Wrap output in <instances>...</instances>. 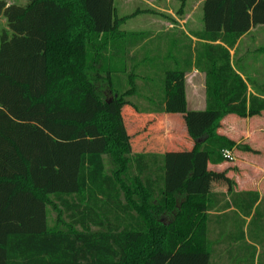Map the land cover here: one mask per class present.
I'll return each mask as SVG.
<instances>
[{
    "label": "trees",
    "instance_id": "1",
    "mask_svg": "<svg viewBox=\"0 0 264 264\" xmlns=\"http://www.w3.org/2000/svg\"><path fill=\"white\" fill-rule=\"evenodd\" d=\"M0 15V264L220 259L210 218L230 203L249 217L259 199L256 190H229V202L209 177L231 160L224 150L241 146L220 132L223 121L264 112V85L231 55L264 25V0H205V29L184 46L185 65L166 71L160 105L147 109L131 101L141 93L133 74L116 87L147 34L119 29L128 16L115 0H0ZM193 66L206 76L202 135L188 150L134 152L124 112L181 114L189 124Z\"/></svg>",
    "mask_w": 264,
    "mask_h": 264
},
{
    "label": "crops",
    "instance_id": "2",
    "mask_svg": "<svg viewBox=\"0 0 264 264\" xmlns=\"http://www.w3.org/2000/svg\"><path fill=\"white\" fill-rule=\"evenodd\" d=\"M28 0H18L15 2H9L8 4H20L24 5ZM163 1V0H162ZM157 2L154 4L150 1L145 0L144 4H147V8L142 10H147L148 12H142L139 15H147L142 18L140 24H131L127 28V23L133 20L135 17L126 19L119 27V29L125 33H141L147 34L146 39L143 41V49L147 46L148 51H143L142 58H157L159 62L158 66H148L142 72V81L148 78V82L153 81V77L165 75L166 71L169 69H176L177 67L185 65V58L188 56V51L184 46L191 42L193 46L197 42V38L194 33L202 32L205 29L203 22V6L205 0H176V4H179V9L176 13L168 8V2ZM198 2V3H197ZM197 4V5H196ZM146 5V6H147ZM116 6V5H115ZM145 6V5H144ZM197 8L199 17L197 22L192 21L191 11L192 8ZM117 8V7H116ZM201 9V10H200ZM150 11V12H149ZM167 11L166 15L163 12ZM172 12V13H171ZM4 17L0 15V17ZM120 16V15H119ZM157 16H163L166 18L156 19ZM193 16V15H192ZM123 17V16H120ZM5 19V17H4ZM147 19V20H146ZM6 21V19H5ZM146 22V23H144ZM262 26V25H258ZM257 27V26H256ZM7 28V23L6 27ZM254 28L251 29V31ZM251 31L244 35L238 42L237 47L246 39V37L251 33ZM156 38H158L156 40ZM175 38V39H173ZM150 41H154L153 44H148ZM166 41L165 49L162 50V46L156 44V42ZM239 48L236 52V48L231 50L232 57L239 61L247 71V74L254 79L255 74L250 72L252 65V59L247 55H240ZM135 50L132 51L133 54ZM189 57V56H188ZM183 59V60H182ZM251 59V61H249ZM193 63H195V53L193 55ZM158 69V70H157ZM165 69V70H164ZM244 78V74H241ZM255 80V79H254ZM258 85L257 80H255ZM264 85V84H263ZM206 76L204 72L199 71L195 66L189 70L186 76V96L188 102V110L195 115L197 110H205L206 108ZM152 91L149 87H145L141 91L142 96V109H147L150 105L146 103L153 101V97L150 93ZM249 91L253 92V88L249 86ZM254 93V92H253ZM155 101L159 102L161 97H155ZM152 108V107H151ZM128 112L132 113L133 116L146 120H151L153 123H161V128L165 126L171 129L174 126H179L180 122L183 120L181 114H165V113H139L134 109H128ZM198 114V113H197ZM196 114V115H197ZM226 119L236 120L238 123V138L246 141V145H249L253 150H259L264 158V112L258 116L240 118L231 115ZM185 128V127H184ZM174 129V128H173ZM172 130H170L171 132ZM187 134V133H186ZM154 137V136H153ZM159 138L157 135L155 138ZM146 139H141L140 148L133 146L134 152L142 153H164L165 151L160 150L158 146L161 140L158 138L156 140H151L149 135L144 137ZM133 143V142H132ZM240 143V141L238 142ZM192 142H190V147L188 148H176L170 150H188L192 148ZM259 155V154H258ZM260 157V156H258ZM247 159V158H246ZM245 161V160H244ZM263 161V160H262ZM247 164L250 162H246ZM257 168V167H256ZM239 186L233 191H243V190H256L259 193L258 202L255 204L252 215L246 217V215L240 210L236 209L233 204L230 203L231 207L224 212H221V217L218 220L215 217L210 218L209 222V237L210 241H216L218 236H220L219 249L221 250L220 264H264V194L257 187L254 188H244L241 181L238 182ZM251 184V183H250ZM228 187L220 190L219 192L225 193V198L230 202V194ZM218 191V190H214ZM258 208V210H257ZM215 213H212V215ZM217 243V242H216Z\"/></svg>",
    "mask_w": 264,
    "mask_h": 264
},
{
    "label": "rangeland",
    "instance_id": "3",
    "mask_svg": "<svg viewBox=\"0 0 264 264\" xmlns=\"http://www.w3.org/2000/svg\"><path fill=\"white\" fill-rule=\"evenodd\" d=\"M9 2H15L18 0H6ZM148 1V5H150V1L154 4H157V2H161L162 0H146ZM168 2V8L171 9L174 13H176L179 9V4H176V0H163ZM162 1V2H163ZM145 0H115V5L117 7L118 14L120 16H129L135 12V10L143 8H147L148 5L144 4ZM198 3V2H197ZM147 5V6H146ZM197 5V4H196ZM201 10V9H200ZM166 15H172L168 14L167 11L163 12ZM172 13V12H171ZM193 15V16H192ZM147 15H139L135 17L133 20H131L129 23H127L126 28L131 24H140L141 19L144 18ZM132 17V16H130ZM199 17L198 9L192 8L191 11V19L195 24L199 21H197V18ZM166 18L163 16H157L156 19H162ZM147 20V19H146ZM146 23V22H144ZM6 27V21L4 17H0V35L3 29ZM158 38H156L157 40ZM175 39V38H173ZM176 41V39H175ZM154 41H150L148 44H153ZM165 43L166 41L156 42V44H159L162 46V50L165 49ZM264 47V25L254 27V29L251 31V33L246 37V39L240 44L239 46V54L240 55H247L251 57L252 59V65L250 68V72H253L255 74L254 79L260 83V85L264 84V53L259 52L257 49ZM143 51H148L147 46L143 49H140L135 52L134 58L127 61L128 64V71L127 73L123 75H119L116 78H120L121 81L116 84V87L119 90L126 89L128 87V74H133L136 77V83L143 91L145 88L146 83L148 82V78H145V81H142V72L144 69H146L148 66H158L159 62L157 61V58H142ZM251 59L249 61H251ZM158 70V69H157ZM165 70V69H164ZM165 75H161L156 77V75L153 77V84L155 85L156 92L153 93L150 91L152 95H155V97H160V93L158 90L161 89V85L163 83V78ZM147 88V87H146ZM131 101L137 103L139 107L141 108L142 104V96L140 95L130 97ZM156 100V99H155ZM146 105L150 106H158L159 102L156 101H150L146 103ZM129 107V106H128ZM132 107V106H131ZM125 110L127 109L124 108ZM203 111L204 110H197V115L190 117L189 124H186V118L183 116V120L180 122L179 126H174L172 129L170 127L165 126L162 129L161 123H153L151 120H146L137 118L132 115V113L127 112V110L124 112L126 124L129 126V132L132 137V142L135 145V147H139L140 140L146 139L144 137H147L149 135V138L151 140H156L155 138L157 135L159 136V140H161L162 145L160 144L158 148L160 150H170V149H176V148H188L190 147V142H194L197 137L202 135V129L201 126L205 125L206 121H203ZM185 127V128H184ZM238 123L237 121L231 120V119H225L223 121V125L220 128V132L223 134H226L230 136L237 145L235 147V158H231V160H228L227 162L223 163L222 165L218 166H211L210 167V189L211 190H223L224 188L228 187L227 191L236 190L239 186L238 182L241 181L242 186L244 188H254L258 187L261 192L264 194V158H262V154L260 155L259 150H246L243 149V147L246 146V141L243 139L238 138ZM190 128V129H189ZM170 130H172L170 132ZM187 133V134H186ZM154 136V137H153ZM259 154V155H258ZM260 156V157H258ZM247 158V159H246ZM245 160V161H244ZM263 160V161H262ZM250 162V163H246ZM257 167V168H256ZM251 183V184H250ZM53 217H55V213L51 214ZM220 259L218 257H215L213 262L214 264H220Z\"/></svg>",
    "mask_w": 264,
    "mask_h": 264
},
{
    "label": "built area",
    "instance_id": "4",
    "mask_svg": "<svg viewBox=\"0 0 264 264\" xmlns=\"http://www.w3.org/2000/svg\"><path fill=\"white\" fill-rule=\"evenodd\" d=\"M223 154L227 157V158H235V154L232 150L226 149L223 151Z\"/></svg>",
    "mask_w": 264,
    "mask_h": 264
}]
</instances>
